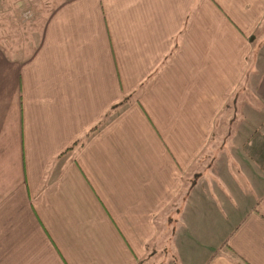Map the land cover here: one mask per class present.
I'll list each match as a JSON object with an SVG mask.
<instances>
[{"label": "crops", "instance_id": "crops-1", "mask_svg": "<svg viewBox=\"0 0 264 264\" xmlns=\"http://www.w3.org/2000/svg\"><path fill=\"white\" fill-rule=\"evenodd\" d=\"M142 263L264 264V0H65L0 37V264Z\"/></svg>", "mask_w": 264, "mask_h": 264}, {"label": "trees", "instance_id": "trees-1", "mask_svg": "<svg viewBox=\"0 0 264 264\" xmlns=\"http://www.w3.org/2000/svg\"><path fill=\"white\" fill-rule=\"evenodd\" d=\"M63 1L65 0H0V37L18 38L24 52L27 51L31 44L37 42L50 14ZM130 95H125L120 102L111 107V110H116L125 104ZM108 115L109 112L103 116L100 122L90 128L84 140L91 131L100 127L107 120ZM78 141L76 140L73 145Z\"/></svg>", "mask_w": 264, "mask_h": 264}, {"label": "rangeland", "instance_id": "rangeland-1", "mask_svg": "<svg viewBox=\"0 0 264 264\" xmlns=\"http://www.w3.org/2000/svg\"><path fill=\"white\" fill-rule=\"evenodd\" d=\"M27 14H30V13H28L27 12ZM238 90L235 92V94L233 95V97L231 98V101H234V100H236V97H238ZM239 98V97H238Z\"/></svg>", "mask_w": 264, "mask_h": 264}]
</instances>
